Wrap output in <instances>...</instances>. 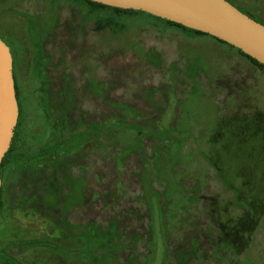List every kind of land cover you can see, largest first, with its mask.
I'll return each mask as SVG.
<instances>
[{"label": "rangeland", "instance_id": "obj_1", "mask_svg": "<svg viewBox=\"0 0 264 264\" xmlns=\"http://www.w3.org/2000/svg\"><path fill=\"white\" fill-rule=\"evenodd\" d=\"M241 3L264 14V0ZM52 7L0 0L21 133L17 160L3 173L0 249L25 264H178L183 257V264H264V229L243 254L218 249L213 206L238 212L207 158L218 128L233 130L237 116L264 111V72L210 38L149 18H129L114 33L83 6L61 5L57 28ZM47 27L52 35L43 34ZM56 115L69 126L63 142L50 141ZM230 130L216 144L217 160L233 183L258 180L264 195L260 156L246 141H231ZM90 225L107 237L98 256L88 252ZM30 241L56 246L58 257L18 244Z\"/></svg>", "mask_w": 264, "mask_h": 264}, {"label": "trees", "instance_id": "obj_2", "mask_svg": "<svg viewBox=\"0 0 264 264\" xmlns=\"http://www.w3.org/2000/svg\"><path fill=\"white\" fill-rule=\"evenodd\" d=\"M231 4H233L235 7H237L240 11L251 17L252 19L260 22L264 25V14L260 11V9L257 8V6H245L241 3L242 0H227ZM50 4L53 6V15L49 16V22L54 21V25L57 26L60 25V18L58 16V8L61 5H66L67 7H72L73 9L76 8V5L83 6L84 9H86L87 14L91 16V18L95 19V21H100L103 19L104 29H112V31L115 33L123 32L124 29L127 27L126 24L123 21H128L129 18H149L152 20V22L158 26H161L165 29L169 30H176L179 32H182L186 35L194 36V37H206L210 38L213 41H215L218 45L228 47L230 49H233L239 53L242 58L245 59L250 65L253 67L259 68L261 71L264 72V65L259 63L257 60L253 59L252 57L245 54L242 50L222 41L218 38H215L209 34H205L203 32H199L187 27H184L183 25L168 21L166 19H162L159 17H156L154 15L148 14L143 11H137L132 9H121V8H114L110 7L104 4H100L97 2H93L90 0H50ZM78 11V9H75ZM57 12V13H56ZM79 12V11H78ZM83 12H81L82 14ZM51 27V26H50ZM51 29V28H50ZM49 27L45 28L43 34L45 33V36H49L50 32L51 35L53 34V30H50ZM44 36V35H43ZM42 36V37H43ZM0 38H2L8 45V42L4 39V37L0 33ZM44 38V37H43ZM43 39L41 38V42ZM43 44V42L41 43ZM9 46V45H8ZM40 53L42 57V68H43V74H45V63L47 61L46 54L40 48ZM12 52V51H11ZM13 54V53H12ZM46 77V75H45ZM15 78V84H16V93L18 90L17 81L14 73ZM46 81V80H45ZM44 93L46 96V100L52 99L51 94V86L49 82L47 84H44ZM17 99L19 101V97L17 94ZM49 102V101H48ZM50 103V102H49ZM48 108L52 109V107ZM50 115V113H48ZM62 117L60 115H56V121H57V130L58 135L54 137V135L51 136L50 141L53 142L54 140L57 141H64L62 138L64 136V132L69 129L68 124L63 123ZM50 118V117H49ZM51 120V118H50ZM54 120V119H52ZM55 121V120H54ZM230 127L233 128V130L227 129L221 130L218 128L215 135H212L211 137V145L212 150L211 153L207 155V158L209 159L211 165L217 170L218 176L220 180L234 192V201L230 205L232 206V209L238 212V214H231L229 210V205H221V204H215L212 209V217L215 223H217L219 228V234H218V243L217 247L222 248L224 250H229L235 255L243 254L246 251L249 250L250 247H252L255 235L261 230L264 229V195L259 192H257L258 183L260 181L255 179H250L249 177L244 180L242 183V186L239 187L236 183H233L226 174V168L224 165H222L219 160H217L216 155L220 153L219 148H216V144L220 142L222 138L226 137V133L231 132V141L233 140L232 137H234L237 140H241L243 142H247L251 148L254 146V150L257 151V154L260 156L261 161V168L264 172V111H260L259 113H254L252 116L244 117L243 115L237 116L234 119V122ZM228 126V124H227ZM141 133V132H140ZM20 126L19 123L15 129V135L12 142V145L9 149V151L6 153L1 171L0 176L4 178L3 173L4 171L9 168L15 160H17L19 149L18 146L20 144ZM57 137V138H56ZM50 142V143H51ZM57 146H60L57 144ZM59 148V147H58ZM252 153V152H251ZM250 153V155H251ZM53 154V152H51ZM49 154V155H51ZM55 155V154H54ZM249 157V154H248ZM119 163L123 166L124 163H122L121 160H119ZM120 166V167H121ZM50 168V165L48 166ZM52 167V166H51ZM45 169H41L39 172H36L35 174L43 172ZM227 170H229L227 168ZM11 173V171L7 172ZM6 175H9L7 174ZM243 176L245 178L246 172L243 169L242 171ZM8 181H15L16 177L13 179H9ZM262 184L264 185V173L263 178L261 179ZM233 183V184H232ZM247 191H246V188ZM0 198H1V191H0ZM86 236L88 237V252L94 256H98L97 252L101 249H98V247L103 246L105 239L107 237L102 236L101 234H97V229L94 225H90L88 227V231ZM19 245H21L23 248L29 250H35L38 248H42L47 253L55 252V257L50 256L52 260L55 261L57 256L56 246L55 249L49 250L46 247V242L44 241H30V242H19ZM96 245V246H95ZM1 248V247H0ZM103 250H106L103 248ZM196 254V252L194 253ZM198 255V251H197ZM94 258V257H93ZM186 257H183L179 260L178 264H183L184 261L187 262ZM27 261L31 264H42V263H36L35 260H29L27 258ZM0 264H25L23 261H20V259L12 256L9 254L8 250L6 248L0 249ZM56 264H67L65 262H58Z\"/></svg>", "mask_w": 264, "mask_h": 264}, {"label": "water", "instance_id": "obj_3", "mask_svg": "<svg viewBox=\"0 0 264 264\" xmlns=\"http://www.w3.org/2000/svg\"><path fill=\"white\" fill-rule=\"evenodd\" d=\"M114 8L143 11L209 34L264 65V25L227 0H90ZM14 57L0 38V171L19 122ZM0 177V190L2 187Z\"/></svg>", "mask_w": 264, "mask_h": 264}, {"label": "flooded vegetation", "instance_id": "obj_4", "mask_svg": "<svg viewBox=\"0 0 264 264\" xmlns=\"http://www.w3.org/2000/svg\"><path fill=\"white\" fill-rule=\"evenodd\" d=\"M7 174H9V173H7ZM6 176H9V175H6ZM0 177H1V176H0ZM1 178H2V182H3V183H2V187H3L5 179H4L3 177H1ZM7 178H8V177H7ZM2 187H1V190H2ZM1 190H0V191H1Z\"/></svg>", "mask_w": 264, "mask_h": 264}]
</instances>
